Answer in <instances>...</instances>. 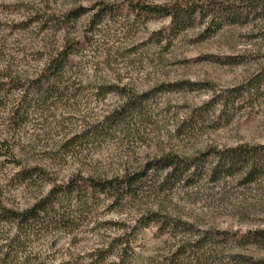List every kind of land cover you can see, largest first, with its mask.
I'll return each mask as SVG.
<instances>
[{
  "label": "rangeland",
  "instance_id": "1",
  "mask_svg": "<svg viewBox=\"0 0 264 264\" xmlns=\"http://www.w3.org/2000/svg\"><path fill=\"white\" fill-rule=\"evenodd\" d=\"M101 1L128 0H0V80L8 84L9 72L25 82L0 94L4 202L26 208L80 170L134 172L167 153L194 163L176 181L152 163L141 188L124 198L82 183L81 218L0 220V264H264V242L242 239L264 228V36L256 22L206 33L207 17L173 23L169 15L125 9L95 25ZM78 6L96 9L68 19ZM65 44L74 53L60 89L36 91L32 78ZM18 98L27 109L8 131V105ZM131 98L132 109L110 114ZM239 145L252 148L247 164L256 159L255 176L238 162L214 179L217 150ZM12 146L42 168L19 179L24 160L14 161ZM75 194L56 208L75 203Z\"/></svg>",
  "mask_w": 264,
  "mask_h": 264
},
{
  "label": "trees",
  "instance_id": "2",
  "mask_svg": "<svg viewBox=\"0 0 264 264\" xmlns=\"http://www.w3.org/2000/svg\"><path fill=\"white\" fill-rule=\"evenodd\" d=\"M124 3L125 1L116 4L101 1L97 9L94 8L95 6H78L69 10L65 15L70 19L71 17H78L90 10L96 9L91 15V20L95 25L105 16L113 15L125 9L133 13L145 11L159 15H169L173 23H181L186 19L193 20L196 16L200 15L202 17H207L210 21L205 29L206 33L228 22L252 24L256 22L253 26L257 31L256 33L264 36L263 21L261 24H258V19L264 20V0H188L186 2L173 0L166 3L128 0L126 5L122 6ZM213 26L216 27L212 28ZM73 53V50H71V48L69 49V46L66 44L51 51L44 65L41 67L40 73L32 78L31 84L35 87V90L38 92L58 91V89H60L58 81L62 80L66 74H69V68L71 67L70 57ZM16 71L18 73V70ZM6 76H10L11 80L8 84H6L7 81L0 80V94L3 93L2 91L6 85L14 83L13 87L16 88L24 86L23 83L25 82H22V79H24L22 75L16 74L15 76H11L8 72ZM143 95H148V92L143 93ZM132 100L134 99L131 98L127 105L125 104L121 108H116L110 114L113 116L122 115L123 110L130 109L135 105V100L133 102ZM26 109L25 101L22 98H18L16 101L12 102L10 106L8 105V116L5 124L8 131L13 127V124H16L18 120L22 119V114L26 112ZM6 140L13 144L16 142V140L10 141L8 137ZM10 148L14 161L22 163L24 160L18 172L17 177L19 179L25 180L32 177L42 168L40 163L34 164L29 157L24 158L22 155L18 154V152H15L14 146ZM217 151L219 153V160L217 164L212 167L211 171L214 179H218L225 171L232 172L233 167H236L238 162L245 163L244 166H248L249 164L247 163H249V160L252 158L251 156H253L252 148L246 145L232 146ZM152 163H161L169 168L167 178L170 177L176 181L184 178L185 174L192 168L194 160L178 153H167L153 158L151 163L148 162L144 169L134 172L127 171L121 174L114 173L110 176L101 177L98 175L102 174L91 172L86 175L80 170L77 173H73L66 182L55 184L48 193L37 198L31 205L18 210L9 207L4 202L2 194L0 193V220H17L21 225L22 223H31L32 221L41 220V218L44 217V219H46L44 224L49 225L54 221L62 222L73 220L74 217L81 218L83 211L86 210L84 209V203H87L81 198L83 196L81 193V189H83L82 183H90L93 187L99 188L100 191L106 192L113 197L124 198V195L133 193L134 191L137 192L141 188L140 184L143 183L144 176L148 175ZM249 166L246 173L248 177L250 176L252 178V175L255 176L259 165L256 159H254ZM74 191H77V194L73 196V198L76 199L75 203L73 199H69L70 204L68 208L63 210L57 209L56 205L65 197L72 198ZM73 205H75V207H73ZM30 220L32 221L30 222ZM43 227L44 226H40L38 231ZM17 236H20V233H17L16 237L11 240L16 241ZM242 239L245 243H263L264 228L248 230L242 234ZM4 254L7 255L8 252H4ZM119 261H121V259ZM117 264L120 263L118 262Z\"/></svg>",
  "mask_w": 264,
  "mask_h": 264
}]
</instances>
